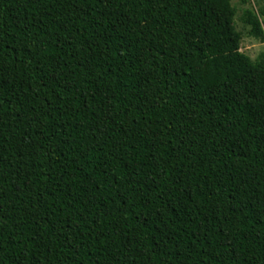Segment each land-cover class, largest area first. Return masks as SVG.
<instances>
[{"label": "trees", "instance_id": "trees-1", "mask_svg": "<svg viewBox=\"0 0 264 264\" xmlns=\"http://www.w3.org/2000/svg\"><path fill=\"white\" fill-rule=\"evenodd\" d=\"M235 16L0 0V264H264V53ZM244 22L264 41V5Z\"/></svg>", "mask_w": 264, "mask_h": 264}, {"label": "rangeland", "instance_id": "rangeland-1", "mask_svg": "<svg viewBox=\"0 0 264 264\" xmlns=\"http://www.w3.org/2000/svg\"><path fill=\"white\" fill-rule=\"evenodd\" d=\"M233 4L236 7L235 28L241 34V51L252 60H256L264 53V41L256 39L250 34V26L244 22V14L248 8L258 12L264 4L258 0H250V4L246 5L241 4L238 0H233Z\"/></svg>", "mask_w": 264, "mask_h": 264}]
</instances>
